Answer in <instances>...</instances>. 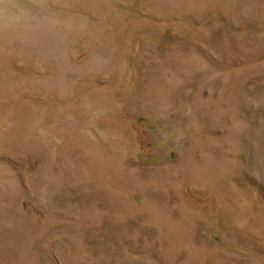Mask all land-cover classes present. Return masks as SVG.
<instances>
[{
  "label": "rangeland",
  "instance_id": "rangeland-1",
  "mask_svg": "<svg viewBox=\"0 0 264 264\" xmlns=\"http://www.w3.org/2000/svg\"><path fill=\"white\" fill-rule=\"evenodd\" d=\"M0 264H264V0H0Z\"/></svg>",
  "mask_w": 264,
  "mask_h": 264
}]
</instances>
